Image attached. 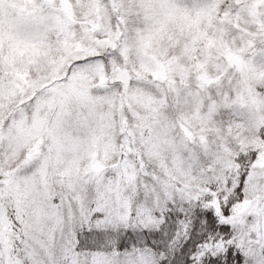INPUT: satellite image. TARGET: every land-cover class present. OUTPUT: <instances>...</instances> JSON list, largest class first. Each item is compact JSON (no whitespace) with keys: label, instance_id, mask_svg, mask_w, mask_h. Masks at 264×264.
Wrapping results in <instances>:
<instances>
[{"label":"snow or ice","instance_id":"6c2138e0","mask_svg":"<svg viewBox=\"0 0 264 264\" xmlns=\"http://www.w3.org/2000/svg\"><path fill=\"white\" fill-rule=\"evenodd\" d=\"M0 264H264V0H0Z\"/></svg>","mask_w":264,"mask_h":264}]
</instances>
